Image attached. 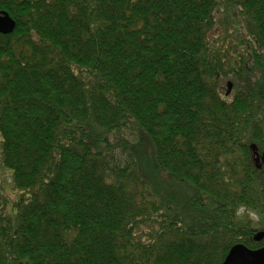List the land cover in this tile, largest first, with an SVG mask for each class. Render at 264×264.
<instances>
[{"label":"trees","instance_id":"16d2710c","mask_svg":"<svg viewBox=\"0 0 264 264\" xmlns=\"http://www.w3.org/2000/svg\"><path fill=\"white\" fill-rule=\"evenodd\" d=\"M0 264H223L264 246V0H0ZM232 82L229 95L228 82ZM260 220L234 218L238 203Z\"/></svg>","mask_w":264,"mask_h":264},{"label":"water","instance_id":"95a60500","mask_svg":"<svg viewBox=\"0 0 264 264\" xmlns=\"http://www.w3.org/2000/svg\"><path fill=\"white\" fill-rule=\"evenodd\" d=\"M16 20L5 10L0 11V33L9 34L14 31ZM232 89V82L227 84V92L229 95ZM264 163V152L261 158ZM264 237V231H259L255 235V240ZM223 264H264V246L259 249H250L244 244L234 245L227 254Z\"/></svg>","mask_w":264,"mask_h":264},{"label":"rangeland","instance_id":"374dc122","mask_svg":"<svg viewBox=\"0 0 264 264\" xmlns=\"http://www.w3.org/2000/svg\"><path fill=\"white\" fill-rule=\"evenodd\" d=\"M12 172L7 170L0 164V191L3 192L4 195L9 200V213L13 215L15 213L14 206L12 203L20 196L22 193L20 190L16 188L13 189L12 184Z\"/></svg>","mask_w":264,"mask_h":264},{"label":"clouds","instance_id":"9594fccd","mask_svg":"<svg viewBox=\"0 0 264 264\" xmlns=\"http://www.w3.org/2000/svg\"><path fill=\"white\" fill-rule=\"evenodd\" d=\"M234 218L241 221L246 220L247 218H251L255 221H258L260 220V214L257 210L241 202L238 203L234 209Z\"/></svg>","mask_w":264,"mask_h":264}]
</instances>
